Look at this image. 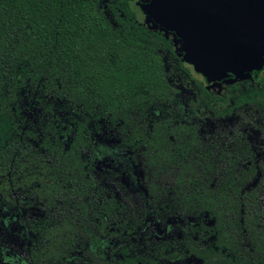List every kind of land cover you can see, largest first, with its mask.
I'll return each instance as SVG.
<instances>
[{
	"label": "trees",
	"instance_id": "trees-1",
	"mask_svg": "<svg viewBox=\"0 0 264 264\" xmlns=\"http://www.w3.org/2000/svg\"><path fill=\"white\" fill-rule=\"evenodd\" d=\"M135 8L0 0V264L15 237L26 264H264V164L251 145L264 133V79L220 93L197 82L181 106L161 55L171 39ZM102 134L140 162L139 210L95 176Z\"/></svg>",
	"mask_w": 264,
	"mask_h": 264
},
{
	"label": "water",
	"instance_id": "water-1",
	"mask_svg": "<svg viewBox=\"0 0 264 264\" xmlns=\"http://www.w3.org/2000/svg\"><path fill=\"white\" fill-rule=\"evenodd\" d=\"M136 4L145 23L180 40L182 59L208 83L230 74L237 80L264 66V0H138Z\"/></svg>",
	"mask_w": 264,
	"mask_h": 264
},
{
	"label": "rangeland",
	"instance_id": "rangeland-1",
	"mask_svg": "<svg viewBox=\"0 0 264 264\" xmlns=\"http://www.w3.org/2000/svg\"><path fill=\"white\" fill-rule=\"evenodd\" d=\"M135 11L139 18L143 17L139 8H135ZM161 55L167 79L179 90L178 102L184 107L188 99L194 98L198 94L199 86H197L195 81L204 85L206 84L204 78L191 67H189V74L187 75L167 52L162 51ZM262 75H264L263 72L257 74L258 77ZM224 85V83L215 84L210 86L209 89L214 92H221L224 89ZM239 119L238 116L218 119L207 118L202 122L201 131L207 134L213 131L226 130L239 123ZM254 123L262 125L259 117L256 118ZM251 137V145L255 153L253 165L258 167L259 164H264V133H260L259 136L257 132L253 131ZM96 155L95 176L101 180L102 185L106 187L110 194L126 202L132 208L139 210L147 196L139 160L132 156L129 149L121 147L118 139L112 137V135L102 134L97 138ZM4 213L5 210L0 212L1 216ZM29 213L33 214V211ZM194 220H197V218ZM10 226L12 227L13 225L10 224ZM20 227L21 225L14 226L17 232H22ZM155 227L160 232L161 225L159 224ZM172 229H175L174 225ZM160 233L167 235L170 231L164 230ZM10 242L13 244L14 251L23 254V251L20 249V239L15 237ZM111 243L114 245L117 243V240L113 238ZM164 264H200V261L195 257L181 256L175 260L166 261Z\"/></svg>",
	"mask_w": 264,
	"mask_h": 264
},
{
	"label": "flooded vegetation",
	"instance_id": "flooded-vegetation-1",
	"mask_svg": "<svg viewBox=\"0 0 264 264\" xmlns=\"http://www.w3.org/2000/svg\"><path fill=\"white\" fill-rule=\"evenodd\" d=\"M138 0H132V2L139 8V6L136 4ZM140 9V8H139ZM142 12V11H141ZM143 17L142 18H139L141 19L142 22L145 23V15L142 13ZM147 26L150 27V29H154V30H160V27L156 24H153V23H145ZM167 37H169L171 39V42H170V45H171V49L172 50H169V49H165L164 51L167 52V54L175 59L176 63L178 64V66L183 70V72H185L187 75L189 74V67L192 68V66L188 63H186L183 59H182V56H181V49H180V46H181V42L180 40L172 33V32H167L166 34ZM184 64H186V66H184ZM193 69V68H192ZM263 72L264 73V66L259 69V70H254L251 72V75L250 76H245L243 78H240V79H237V80H233V75H228L227 78L223 81H220L218 83H215V84H220V83H224V88L225 86L228 84V83H232V82H235V81H239V80H242V79H246V78H250L252 81H256L260 78H263L264 79V75L258 77L257 74L258 73H261ZM197 73V72H196ZM199 74V73H197ZM202 76V75H201ZM203 77V76H202ZM204 78V77H203ZM196 84H197V81H195ZM204 82L206 84H202L204 87H206L207 90H210L209 87L210 86H213L215 84H212V83H208L205 78H204ZM198 86V85H197ZM200 90V89H199ZM224 90V89H223ZM222 90V91H223ZM212 91V90H210ZM221 91V92H222ZM199 92V91H198ZM214 92V91H213ZM220 93V92H218ZM195 98V97H194ZM187 104H185L186 106ZM184 106V107H185ZM222 118V117H221ZM218 119V118H216ZM22 251H23V254H20L16 251H14V253L11 255V256H7V258H10L12 261H11V264H26L25 262H23V260H25V255H24V249L21 247L20 248ZM170 261V260H168ZM166 262V261H165Z\"/></svg>",
	"mask_w": 264,
	"mask_h": 264
}]
</instances>
